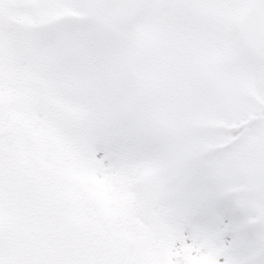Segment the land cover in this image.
Returning a JSON list of instances; mask_svg holds the SVG:
<instances>
[{
  "label": "snow or ice",
  "instance_id": "6c2138e0",
  "mask_svg": "<svg viewBox=\"0 0 264 264\" xmlns=\"http://www.w3.org/2000/svg\"><path fill=\"white\" fill-rule=\"evenodd\" d=\"M0 264H264V0H0Z\"/></svg>",
  "mask_w": 264,
  "mask_h": 264
}]
</instances>
